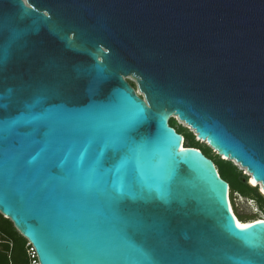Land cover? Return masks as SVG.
<instances>
[{"label":"water","instance_id":"water-1","mask_svg":"<svg viewBox=\"0 0 264 264\" xmlns=\"http://www.w3.org/2000/svg\"><path fill=\"white\" fill-rule=\"evenodd\" d=\"M175 117L264 191V0H0V213L41 264H264Z\"/></svg>","mask_w":264,"mask_h":264},{"label":"trees","instance_id":"trees-1","mask_svg":"<svg viewBox=\"0 0 264 264\" xmlns=\"http://www.w3.org/2000/svg\"><path fill=\"white\" fill-rule=\"evenodd\" d=\"M135 86V85H134ZM136 87V86H135ZM170 125L174 127L180 134H182L185 137L184 145L187 147H194L202 150L204 154H206L209 158L213 159V157H216L219 161L224 163H229L233 169L239 174L241 178V182L244 186L243 190L240 191L237 188L236 182L233 181L229 174L223 169L220 168L218 163L214 161L217 165V168L222 176L227 182L230 184V190H231V201L233 204V193L239 192L243 196L254 199L260 209L264 210V196L259 191V187H253L248 183V176L242 174L241 171H238L237 167L234 166L231 161L221 159L220 155H215L213 153V149L208 145H202L199 140H196V135L192 132L185 131L183 127H180L177 125V121L175 118L170 119ZM233 210L234 206H233ZM252 219H242V221H249ZM0 233L4 237L5 240L9 241L7 242H1L0 243V264H27V243L28 240L22 236L19 231L15 228L13 222L4 217L3 214L0 213Z\"/></svg>","mask_w":264,"mask_h":264},{"label":"rangeland","instance_id":"rangeland-1","mask_svg":"<svg viewBox=\"0 0 264 264\" xmlns=\"http://www.w3.org/2000/svg\"><path fill=\"white\" fill-rule=\"evenodd\" d=\"M128 80L136 86V90H138V92H139V89L137 87L135 80H133V79H128ZM175 119L177 121L178 126L183 127V129H185V131L192 132L193 134L196 135L195 131L193 129H191V127L187 126L186 124L180 123V121L177 117ZM196 140H199L197 138V136H196ZM200 143L202 145H207L206 142L200 141ZM213 153L216 156L218 155L215 150H213ZM213 158H214V161H216L218 163L220 168H223L227 172V174H229L230 178L236 182L237 188L240 191H242L244 186L241 182V178H240L239 174H237L235 169H233V167L229 163L221 162L216 157H213ZM220 158L224 159V157H222V156H220ZM228 161H230V160H228ZM231 163L237 167L238 171H241L242 174L246 175L243 168H241L234 161H231ZM246 176H248V175H246ZM259 191H260V188H259ZM232 200H233L232 205L234 206V209H235L234 212L241 220L242 219H252L253 220V219H258V218L264 219V210L260 209V207L258 206L257 202L254 199L245 197L241 193L236 191L233 193V199Z\"/></svg>","mask_w":264,"mask_h":264},{"label":"bare ground","instance_id":"bare-ground-1","mask_svg":"<svg viewBox=\"0 0 264 264\" xmlns=\"http://www.w3.org/2000/svg\"><path fill=\"white\" fill-rule=\"evenodd\" d=\"M128 79H133V78H131V77H129ZM134 80V79H133ZM176 118V117H175ZM180 121V123H182V124H185L183 121H181V120H179ZM187 125V124H186ZM187 126H189V125H187ZM190 127V126H189ZM191 129H193L192 127H191ZM194 130V129H193ZM185 140V137L183 138V141ZM202 142H204V141H202ZM184 147H185V145H183ZM225 158H227V157H225ZM228 160H229V158H228ZM230 161H234L236 164H238L241 168H243L244 170H245V174H247V175H249V179H250V183H251V185L252 186H261V183L260 182H258V181H256L253 177H252V175L249 173V171L247 170V168L246 167H243L239 162H237V161H235L234 159H230ZM253 181H255L254 183H253ZM262 193H264V191L262 190L261 191ZM231 205H232V203H231ZM232 211L234 212V210H233V205H232ZM235 213V212H234ZM235 216H236V220H237V222H238V225H249V224H251V223H253V222H255V221H258V220H262V218H258V219H253V220H249V221H242L236 214H235Z\"/></svg>","mask_w":264,"mask_h":264},{"label":"built area","instance_id":"built-area-1","mask_svg":"<svg viewBox=\"0 0 264 264\" xmlns=\"http://www.w3.org/2000/svg\"><path fill=\"white\" fill-rule=\"evenodd\" d=\"M138 94H139V92H138ZM183 144H184V141H183ZM244 172H245V170H244ZM1 242L10 243L9 241L5 240L4 237L2 236V234L0 233V243ZM27 264H41L34 246L29 241L27 243Z\"/></svg>","mask_w":264,"mask_h":264},{"label":"snow or ice","instance_id":"snow-or-ice-1","mask_svg":"<svg viewBox=\"0 0 264 264\" xmlns=\"http://www.w3.org/2000/svg\"><path fill=\"white\" fill-rule=\"evenodd\" d=\"M129 140L131 139L130 137L128 138ZM255 181H253L254 183ZM238 227H240L242 230L247 228V227H250V226H247V225H238Z\"/></svg>","mask_w":264,"mask_h":264},{"label":"clouds","instance_id":"clouds-1","mask_svg":"<svg viewBox=\"0 0 264 264\" xmlns=\"http://www.w3.org/2000/svg\"><path fill=\"white\" fill-rule=\"evenodd\" d=\"M228 160V159H227ZM247 175V174H246ZM248 177H249V175H248ZM250 180V179H249ZM252 186V185H251ZM253 187H258V186H253ZM260 188V187H259ZM260 192H261V190H260ZM261 194L264 196V193H262L261 192Z\"/></svg>","mask_w":264,"mask_h":264},{"label":"flooded vegetation","instance_id":"flooded-vegetation-1","mask_svg":"<svg viewBox=\"0 0 264 264\" xmlns=\"http://www.w3.org/2000/svg\"><path fill=\"white\" fill-rule=\"evenodd\" d=\"M132 84V83H131ZM133 86H134V84H132ZM135 87V86H134ZM135 89H136V87H135ZM138 95H140V94H138ZM141 96V95H140ZM250 180H248V183L251 185V183L249 182Z\"/></svg>","mask_w":264,"mask_h":264}]
</instances>
